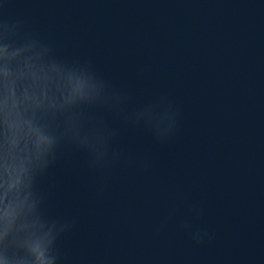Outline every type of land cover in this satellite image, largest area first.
Instances as JSON below:
<instances>
[{"label": "water", "instance_id": "95a60500", "mask_svg": "<svg viewBox=\"0 0 264 264\" xmlns=\"http://www.w3.org/2000/svg\"><path fill=\"white\" fill-rule=\"evenodd\" d=\"M0 17L90 60L124 113L161 96L179 111L167 141L96 113L119 153L104 169L62 145L37 180L45 213L75 221L61 264H264V0H6Z\"/></svg>", "mask_w": 264, "mask_h": 264}, {"label": "clouds", "instance_id": "9594fccd", "mask_svg": "<svg viewBox=\"0 0 264 264\" xmlns=\"http://www.w3.org/2000/svg\"><path fill=\"white\" fill-rule=\"evenodd\" d=\"M128 99L90 60L60 56L24 19L0 17V264H61L58 241L75 221L45 213L37 180L66 143L85 151L92 168L119 160L116 133L96 113L123 114L160 141L172 137L179 111L167 97L124 113ZM191 214L198 218L199 206ZM181 227L196 243L212 239L191 220Z\"/></svg>", "mask_w": 264, "mask_h": 264}]
</instances>
